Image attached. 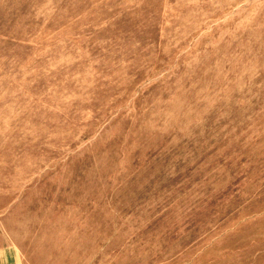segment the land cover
Segmentation results:
<instances>
[{"label":"rangeland","instance_id":"1","mask_svg":"<svg viewBox=\"0 0 264 264\" xmlns=\"http://www.w3.org/2000/svg\"><path fill=\"white\" fill-rule=\"evenodd\" d=\"M0 259L264 264V0H0Z\"/></svg>","mask_w":264,"mask_h":264},{"label":"crops","instance_id":"2","mask_svg":"<svg viewBox=\"0 0 264 264\" xmlns=\"http://www.w3.org/2000/svg\"><path fill=\"white\" fill-rule=\"evenodd\" d=\"M13 255H15V258L17 259L16 254L13 253ZM0 264H2V263H1V259H0ZM16 264H19V263L17 262Z\"/></svg>","mask_w":264,"mask_h":264}]
</instances>
